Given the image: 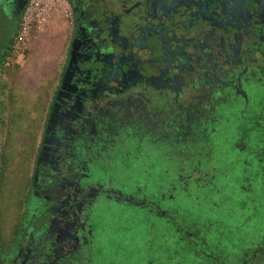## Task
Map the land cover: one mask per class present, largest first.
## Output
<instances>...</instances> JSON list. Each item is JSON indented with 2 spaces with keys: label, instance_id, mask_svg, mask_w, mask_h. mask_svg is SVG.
Masks as SVG:
<instances>
[{
  "label": "flooded vegetation",
  "instance_id": "1",
  "mask_svg": "<svg viewBox=\"0 0 264 264\" xmlns=\"http://www.w3.org/2000/svg\"><path fill=\"white\" fill-rule=\"evenodd\" d=\"M30 1L0 0V264H132L101 261L116 211L147 217L154 264L192 180L214 211L243 185L250 213L217 226L252 228L230 243L264 264V0H54L63 60L29 102L6 58Z\"/></svg>",
  "mask_w": 264,
  "mask_h": 264
},
{
  "label": "rangeland",
  "instance_id": "2",
  "mask_svg": "<svg viewBox=\"0 0 264 264\" xmlns=\"http://www.w3.org/2000/svg\"><path fill=\"white\" fill-rule=\"evenodd\" d=\"M62 20L63 18L60 15H56L49 22H46L43 28H41L40 30H34L28 35V39L24 46V57L22 58L20 65L26 68V77L30 82L36 83L41 81L46 84V82L51 80L56 67L61 64L65 48V33L63 30ZM20 27L21 24L19 20L17 31L20 30ZM12 44H14V41H12ZM12 53H14L13 48L11 50L10 56L13 55ZM13 57H16V55H13ZM10 60L12 59L6 58V61L11 62ZM4 77L5 76H3L2 78ZM162 166L163 164L157 160L155 180L152 181V186L150 187L151 189H154L156 193L159 191L160 185H163L164 182L167 181V178L163 176V171L161 170L163 169ZM138 169V172H140L142 167L138 166ZM173 177L174 174H172V178ZM233 178H235V176ZM136 181L141 182L143 180L139 179ZM184 185L189 190L194 189V191L190 194H187L183 191L173 192L175 200L172 199V202L176 201L178 205L181 206V208H184V212L179 209V211H173L172 213L178 215V217L183 222L193 219L194 217V219L199 223V212H206L209 208V203H207V201H203V203L199 202V186L196 184L195 180L187 181ZM243 188V185H240L239 187L228 186L227 190H229V195H227L231 198H228L226 201L222 200L221 196L216 195L215 199L212 200V204H216L218 206V208H215V210H219V215L225 216V210H227L226 206H229L230 204L235 203L234 205L239 208L240 201H238V196H242ZM234 199L236 200V202H233ZM241 201L242 203L239 208L241 212H238L237 214L235 213V215L233 214L230 218H227V224H229V222H235L241 219L240 216L244 211H246V213H250V209L245 208L243 199ZM113 206L116 207L115 205ZM117 213L118 211L115 212L113 217L105 220L104 216H101L102 228L99 229V239L97 240L100 247L103 249L101 261L108 263L120 258L122 261H125L127 263L148 264V259H143L144 252H148L147 246L144 243L146 242V238L148 236L147 226L145 225L147 217L146 219H142V213L140 211H137L135 213V220L130 219L125 215L124 217H122ZM253 219L264 222V217L259 214ZM226 226L233 225L229 224L225 225V227ZM199 228L200 230H198V228H194V231L199 238V243L202 244V246H205L209 250L219 252L220 254L222 253L226 260V264L242 263V258L240 257L241 255H239L240 253H238L235 249L233 250L234 247L230 242L235 240V238L238 236L237 233L242 236L246 235L249 237L248 240H251L252 228H246V234L244 233V230L238 231L236 229L235 232L237 233H234L232 231L233 236L235 237L233 239H231V235L228 239L215 238L214 241H211L210 238H206L204 236L205 234L201 231L200 225ZM166 248L167 250L165 248H162L161 246L159 247V250L156 251V253L159 254L158 259L154 264H173V262L175 261V259H173L174 254L181 252L179 248L176 247L175 243L171 244V241ZM235 248H237V245H235ZM184 251H186V249L183 250V255L181 256L183 258V264H216V262L214 261H207V258H205L204 256H200L199 261H193L194 258H196L194 256L198 253L197 248L193 249L192 252L194 254L191 253V250L189 249L187 250V253H185ZM169 254L171 255V257L167 258ZM98 261L99 259H97V262Z\"/></svg>",
  "mask_w": 264,
  "mask_h": 264
},
{
  "label": "trees",
  "instance_id": "3",
  "mask_svg": "<svg viewBox=\"0 0 264 264\" xmlns=\"http://www.w3.org/2000/svg\"><path fill=\"white\" fill-rule=\"evenodd\" d=\"M194 189L189 190L187 192V194H190L191 192H193ZM197 194V193H196ZM175 200V199H174ZM176 201H173V203ZM176 204L178 205V203L176 202ZM182 210V212H184V208H180ZM181 212V213H182ZM236 214L238 212H235ZM234 213V215H235ZM157 214L159 215L160 213L157 212ZM242 216V214H241ZM240 216V217H241ZM159 217L161 218H165L166 220H169L172 223V230H171V234H170V238H171V244L175 243L176 247L179 248V250L181 252L174 254L173 259H175V261L173 262V264H183V258L181 257L183 254V250L186 249V251H184L185 253H187V250H191V253H193V249L197 248V255H195L194 260L193 261H199V257L204 256L205 258H207V261H214L216 262V264H225L226 260L225 258H223L221 255H223L222 253L220 254L219 252L213 251V250H209L207 249L205 246L200 245L199 243V238L196 235L194 228H198V230H200L199 225L201 227V231L205 234L204 236L206 238H210L211 241H214L215 238H225L228 239L229 236H231V231L227 228H221L217 226V221L219 220L224 221V225L225 221L227 220V218H230L231 216L227 217V215L223 216V215H219L216 211L210 210L208 208V210L204 213H200L199 212V223L197 222V220L194 219H190L187 221H182L178 215L176 214H169L168 212L166 213H161V216L159 215ZM156 217V222L157 223H162V219ZM240 220V219H239ZM237 221H233V222H229V224L236 226V222ZM228 224V225H229ZM183 248V249H182ZM172 254V253H171ZM194 254V253H193ZM170 255V254H169ZM171 257V255L169 256ZM185 264V263H184Z\"/></svg>",
  "mask_w": 264,
  "mask_h": 264
},
{
  "label": "built area",
  "instance_id": "4",
  "mask_svg": "<svg viewBox=\"0 0 264 264\" xmlns=\"http://www.w3.org/2000/svg\"><path fill=\"white\" fill-rule=\"evenodd\" d=\"M56 8L57 4L54 0H31L28 3L20 18V30L14 34V44H12L14 55L22 53L30 32L35 28L43 27Z\"/></svg>",
  "mask_w": 264,
  "mask_h": 264
},
{
  "label": "crops",
  "instance_id": "5",
  "mask_svg": "<svg viewBox=\"0 0 264 264\" xmlns=\"http://www.w3.org/2000/svg\"><path fill=\"white\" fill-rule=\"evenodd\" d=\"M54 16H52L50 19H49V21L53 18ZM48 21V22H49ZM41 28H43V27H41ZM41 28H35V29H33L32 31H34V30H40ZM31 31V32H32ZM13 55H14V53H12ZM13 55L10 57L13 61H14V57H13ZM17 56V66H19L20 64H21V60H22V58L24 57V50L22 51V53H20L19 55H16ZM12 60H10V61H12ZM20 68L18 69V72H17V76H19L18 78H21L23 81V86H24V88L26 89L25 91L27 92V98H28V100H29V102H30V100H32V99H35V97H36V95H38V97H40V93H41V91H42V89H41V87L42 88H44L45 89V86H46V84H47V82H46V84H44V82H36V83H33V82H30L28 79H27V77H26V74H27V72H26V68H24V66L22 67L21 65L19 66ZM6 76V75H5ZM10 76V75H9ZM11 76H15V73H13V74H11ZM44 94H45V90H44V92H43V96H44ZM45 99V98H44Z\"/></svg>",
  "mask_w": 264,
  "mask_h": 264
}]
</instances>
